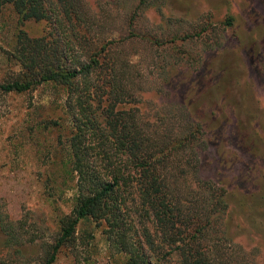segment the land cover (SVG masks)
Segmentation results:
<instances>
[{"label": "rangeland", "instance_id": "rangeland-1", "mask_svg": "<svg viewBox=\"0 0 264 264\" xmlns=\"http://www.w3.org/2000/svg\"><path fill=\"white\" fill-rule=\"evenodd\" d=\"M82 1L100 42L126 37L113 50L130 61L146 119L202 123L200 175L226 188L230 236L264 264V0H153L145 7L139 0ZM52 26L46 19L21 25L13 8H4L0 81L9 76L7 52L18 29L50 39ZM63 96L48 87L0 98V201L47 235L57 229L56 215L72 209ZM86 229L94 236L84 239ZM78 231L77 246L53 264L120 263L103 226L83 222Z\"/></svg>", "mask_w": 264, "mask_h": 264}, {"label": "trees", "instance_id": "trees-1", "mask_svg": "<svg viewBox=\"0 0 264 264\" xmlns=\"http://www.w3.org/2000/svg\"><path fill=\"white\" fill-rule=\"evenodd\" d=\"M7 6L21 25L53 24L50 39L22 27L15 33L0 98L48 87L63 92L72 209L56 215L57 229L47 235L0 201V264H53L77 246L83 222L103 226L119 264H255L230 236L226 188L200 175L202 123L146 119L130 61L113 50L126 37L100 42L82 0H0V15ZM90 236L86 229L84 239Z\"/></svg>", "mask_w": 264, "mask_h": 264}]
</instances>
